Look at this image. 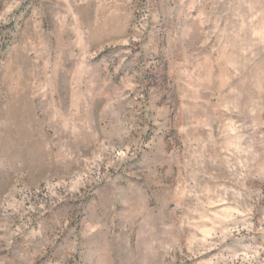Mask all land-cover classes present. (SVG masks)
I'll use <instances>...</instances> for the list:
<instances>
[{"label":"rangeland","instance_id":"1","mask_svg":"<svg viewBox=\"0 0 264 264\" xmlns=\"http://www.w3.org/2000/svg\"><path fill=\"white\" fill-rule=\"evenodd\" d=\"M0 264H264V0H0Z\"/></svg>","mask_w":264,"mask_h":264}]
</instances>
